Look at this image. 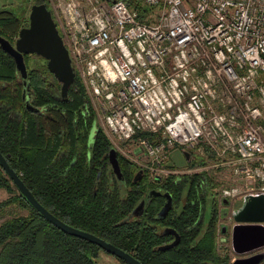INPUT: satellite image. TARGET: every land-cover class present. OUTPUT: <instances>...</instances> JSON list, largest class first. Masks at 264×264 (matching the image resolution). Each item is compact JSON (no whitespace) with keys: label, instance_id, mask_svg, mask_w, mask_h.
Returning a JSON list of instances; mask_svg holds the SVG:
<instances>
[{"label":"built area","instance_id":"built-area-1","mask_svg":"<svg viewBox=\"0 0 264 264\" xmlns=\"http://www.w3.org/2000/svg\"><path fill=\"white\" fill-rule=\"evenodd\" d=\"M141 1L152 22L124 0L51 1L114 147L148 181L225 183L220 203L264 195V0ZM174 149L194 151L191 170L170 162Z\"/></svg>","mask_w":264,"mask_h":264},{"label":"trees","instance_id":"trees-1","mask_svg":"<svg viewBox=\"0 0 264 264\" xmlns=\"http://www.w3.org/2000/svg\"><path fill=\"white\" fill-rule=\"evenodd\" d=\"M124 1L143 20L153 21V9L141 0ZM27 24L24 8H0V36L9 42ZM38 57L44 62L29 70L23 86L14 61L0 49V152L34 197L65 223L105 239L142 264H177L178 258L183 261L191 253L196 256L192 264H209L207 260L230 264L215 252L216 212L210 213L203 235L195 230L202 223L206 203V189L198 185V176L183 177L176 184L170 178L149 182L147 173L140 171L142 179L134 182L137 167L117 151L122 175L118 180L108 162V137L98 125L91 137L95 119L85 89L76 78L62 97L60 84ZM0 188L8 194L0 200V217L7 214L0 218V264H99L98 246L49 223L20 195L1 167ZM151 189L170 195L169 214L157 218L165 198L153 196L141 215L129 218ZM163 225H173L181 242L146 258V242L155 243L160 237L156 228Z\"/></svg>","mask_w":264,"mask_h":264},{"label":"water","instance_id":"water-1","mask_svg":"<svg viewBox=\"0 0 264 264\" xmlns=\"http://www.w3.org/2000/svg\"><path fill=\"white\" fill-rule=\"evenodd\" d=\"M115 1V0H112ZM0 48L10 57L13 58L16 68L21 73L23 78L26 77V66L23 60L24 54H36L46 61L47 70L53 75L56 81L60 84V95L66 96L68 87L75 79V72L73 70L69 52L63 43V40L58 32L56 23L52 17L51 11L47 8L45 3H36L31 5L28 14V24L19 29L18 35L14 44L7 39L0 36ZM94 125V124H93ZM93 129V127H92ZM91 129V137L94 135ZM188 156V153H186ZM108 162L111 166L112 172L118 180H122L120 166L117 159V151L111 147L108 152ZM0 167L8 175L11 181L16 186L20 195L38 211L49 223L63 231L66 234L82 238L98 246L101 250L114 256L115 258L124 261L127 264H142L129 252L115 246L105 239L82 229L75 228L61 219L57 218L49 210H47L31 193V191L24 184L19 175L8 164L6 158L0 152ZM159 192L151 190L149 196L157 195ZM264 198V195H259ZM165 203L158 212V218H163L172 206L171 197L169 194H164ZM247 198V196L245 197ZM224 201H226L224 199ZM243 206L240 207L243 208ZM144 207V202L140 201L135 208L132 209L129 217L139 216ZM239 211V209H237ZM235 215V212H234ZM264 210L258 218H251L242 220L237 218V223L232 227L231 244L233 250L237 254L246 253L248 251L264 247ZM175 240L170 244L161 247V249L173 246L178 241V234L174 231ZM251 236H258L262 239L260 243L249 247H241L244 243L251 240ZM264 259V251L255 255L237 258L232 264H259Z\"/></svg>","mask_w":264,"mask_h":264},{"label":"flooded vegetation","instance_id":"flooded-vegetation-1","mask_svg":"<svg viewBox=\"0 0 264 264\" xmlns=\"http://www.w3.org/2000/svg\"><path fill=\"white\" fill-rule=\"evenodd\" d=\"M15 39H14V41H15ZM14 41L10 42V43L14 44ZM30 55H33V57L37 56L36 54H24L23 55V60H24L25 66H26V77L25 78H23L21 76V73L16 68V64L14 62L15 71H16V74H17V77H18V82L20 84H22L23 86L27 85V81H28L29 69L27 68V58ZM12 60H13V58H12ZM41 61L42 60H39L38 62H41ZM41 63H43V62H41ZM35 65H36V62L33 65V67ZM1 83H3V82H1ZM25 96H26V93L24 92L22 94V98H25ZM26 104H27L28 107L30 106L29 102H26ZM137 175H138V177H136V179H133L134 182H138V181H140L142 179L143 172L137 173ZM151 190H155V191H157L159 193L157 195L152 194L150 196H149V193H148L147 197L141 200V201L144 202L143 211H144L145 206L149 203V201L151 200V198L153 196H161L162 198H165L164 197V192H162L160 190H156V189H151ZM241 198H242L241 204L239 203L238 205L236 203L235 204L231 203L229 200L222 201V203H221L222 205L221 206H223V208L221 210V213L219 214V217L222 220H228L229 219V223H228V225L220 226V229L217 230L216 235H215V245H216L215 252H216V255L218 256V258L227 257L230 264H232V262L235 259L239 258V257H241V258L249 257V256H252V255H255V254L259 253V252L264 251V247L257 248V249H254V250L248 251L246 253H242V254H237L233 250V247H232V244H231L232 227L237 223V218L242 219V220L243 219L244 220H246V219L250 220L251 218H258V217H260L261 213H263V210H264V198L260 197L259 195L247 196V198H245V197H241ZM243 204H245V206L240 209V207L243 206ZM237 209H239V211H237ZM143 211H142V213H143ZM234 212H235V215H234ZM168 214H169V211L167 212V214L165 216H167ZM157 215H158V213H157ZM136 217L137 216H131L129 218H136ZM157 218H158V216H157ZM208 222H209V218H208V221L206 223L204 221H202V223L200 224L199 227L198 226L195 227V230H199V235L198 236H201V235H203L206 232V229L208 228V225H209ZM197 224H198V222L193 224L191 227H194ZM263 224H264V222H263ZM169 229L174 230L178 234V241L173 246H170V247L165 248V249H161V247L166 246V245H170L175 240L174 232L170 231ZM156 231L160 235V237L152 245L150 244V243H152L151 241H147L146 242V246H145L147 248L146 251H145L146 258H150V256L154 253L153 251H155V250H158V251L171 250L174 247L178 246L179 243L181 242V235L178 232V230H176V228H174L173 225L157 226ZM251 237H252V239L247 241V243H244L241 247H249V246L255 245L257 243H260L261 240H262V239H259L258 236H251ZM227 246L230 247V251L236 255V258L231 259L230 255H229V251L227 249ZM188 256L189 257L185 258V260H183V261H182L181 258H178L176 260V263L177 264H181L182 262H186V264H192L193 263L192 258L196 257L195 253H191ZM149 260L150 259H148V261ZM206 262L209 263V264L211 263L210 260H207Z\"/></svg>","mask_w":264,"mask_h":264},{"label":"rangeland","instance_id":"rangeland-1","mask_svg":"<svg viewBox=\"0 0 264 264\" xmlns=\"http://www.w3.org/2000/svg\"><path fill=\"white\" fill-rule=\"evenodd\" d=\"M37 1H40V0H0V8H4V7L12 8L13 10H17V11L18 10L21 11L22 8H24L25 14L28 15L31 5L38 3ZM43 1H45V2H42V3L46 4L47 8L51 11L53 18L57 17V12L58 11H56L52 7V3H51L52 0H43ZM153 14H154V10H153ZM39 60H40L39 57H37V56L33 57V55H30L27 58V68L29 70H32V68H34L36 66L35 65L33 67L35 62L37 64ZM41 62H44V61H41ZM76 78H77L78 82L81 84V86L84 88L82 82L80 81V79L78 78L77 75H75V79ZM86 96H87V94H86ZM87 98H88V96H87ZM93 111H94V109H93ZM94 119H95V122H94V125H93L92 132L95 131L96 126L98 125L100 128H102V130L104 131V133L108 137V139H109V141L111 143V147L115 148L113 144L116 142V140L109 133V131L104 127V125L102 124V120L99 118V116L97 114V111H94ZM118 146L120 147L121 150H124V151H126L127 148L130 147L129 145H127V143L125 145L118 144ZM115 150H117V149L115 148ZM191 154L192 155H191V160H190V156H187V158H186V156L180 150L174 149L171 152V154H170V162L176 164L177 166H180L183 169L191 170L192 167H193V164L195 163V161H192V160H197V159H195V157H193L194 156V151H191ZM126 159L129 160V158H126ZM186 159L189 161L188 163L186 162ZM129 161L132 162V164H134L137 167V169L135 170V174L136 173H140V171H142L140 169V167H138L139 165L137 163L135 164L131 159ZM209 171L212 172V170H209ZM144 172H146V171H144ZM223 173L224 172H219V170H215V171H213L212 174L214 175V177L218 178V180L224 181L225 177L228 175V172H226V175H224ZM183 174H193V172H191V173H183ZM189 176H191V175H184V177H187V178ZM226 180H228V179L226 178ZM149 182H154V181H149ZM225 186H227V184H225V183L221 184L220 183V184H216L214 186H208V189H206V191H205L206 203H205V209H204V211L202 213V216H203L202 217V219H203L202 221H204L206 223L208 221V218L210 217V213L211 212H216V214H217V216H216V232H217V230L220 229V226L228 225V223H229V219L228 220H222L219 217V214L221 213V210H222L223 206H221L222 204L218 200L217 193H218V190L220 192V190L223 187H225ZM209 193H212V195H210ZM7 196H8V194H7L6 190L4 188H0V200L6 198ZM241 200H242V198L239 197V198H236V199H231L229 201L231 203H233V204L236 203L238 205L239 203L241 204ZM6 216H7V214H3L0 218H4ZM227 249L229 251V255H230L231 259L236 258V255L230 251V247L229 246H227ZM97 261H98L99 264H122L117 258H115L114 256L106 253L103 250L99 251L98 257H97Z\"/></svg>","mask_w":264,"mask_h":264}]
</instances>
